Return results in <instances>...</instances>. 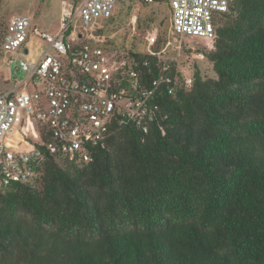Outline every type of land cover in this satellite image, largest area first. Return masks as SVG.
<instances>
[{
    "label": "trees",
    "instance_id": "trees-1",
    "mask_svg": "<svg viewBox=\"0 0 264 264\" xmlns=\"http://www.w3.org/2000/svg\"><path fill=\"white\" fill-rule=\"evenodd\" d=\"M127 1L97 33L127 50L135 94L151 92L148 130L112 120L92 160L46 153L31 180L0 188V264H264V0L215 17L194 49L214 74L195 67L190 85L162 57L165 33L145 50L109 34Z\"/></svg>",
    "mask_w": 264,
    "mask_h": 264
},
{
    "label": "built area",
    "instance_id": "built-area-1",
    "mask_svg": "<svg viewBox=\"0 0 264 264\" xmlns=\"http://www.w3.org/2000/svg\"><path fill=\"white\" fill-rule=\"evenodd\" d=\"M117 1L82 0L78 5L64 0L60 31L55 35L33 28L28 15L11 18L2 45L4 61L15 68L8 78L11 85L0 91V188L31 180L46 153H60L76 161L92 160V149L106 138L112 120L131 119L148 130L153 119L147 99L151 92L135 94L141 83L129 65L127 50L104 45L103 36L97 33L116 14ZM232 1L168 0L173 34L213 38L215 17L228 11ZM31 33L47 43L35 62L26 57ZM148 40L153 43L155 36ZM169 68V63L161 67L154 86L164 79L170 81L165 74ZM184 76L190 85L191 76ZM18 117L22 124L26 120L36 122L40 141L13 129ZM44 135L47 141L42 140ZM9 139L20 143L11 147Z\"/></svg>",
    "mask_w": 264,
    "mask_h": 264
},
{
    "label": "rangeland",
    "instance_id": "rangeland-1",
    "mask_svg": "<svg viewBox=\"0 0 264 264\" xmlns=\"http://www.w3.org/2000/svg\"><path fill=\"white\" fill-rule=\"evenodd\" d=\"M64 0H0V21H10L14 15L24 14L31 18V26L36 27L42 32L55 35L60 31L62 3ZM75 1V0H66ZM79 5V4H78ZM77 5V6H78ZM119 5V4H118ZM125 10L129 11L118 22V25H112L110 35H115L114 39L121 44H133L137 49L145 50V39L154 33H165L170 41L167 44L163 57L175 58L179 67L186 75H191L195 67H199L205 75H213L211 63L207 58L197 53L194 49L208 46L207 39L187 36L176 37L172 32L171 8L168 2H153L143 4L134 0L126 2ZM137 16V20L134 18ZM115 26V27H114ZM136 35V39H133ZM29 53L27 59L32 62L37 61L44 53L47 47L46 41L41 37L30 34L27 40ZM187 48L192 49L187 51ZM4 53L0 50V91L11 85L7 74L8 65L4 61ZM12 69L14 64L10 65ZM29 89H33L30 85ZM13 129L19 131L22 136L30 138L33 141H40V135L36 122L26 120L22 124V118L18 117ZM14 147L16 142L8 143Z\"/></svg>",
    "mask_w": 264,
    "mask_h": 264
},
{
    "label": "crops",
    "instance_id": "crops-1",
    "mask_svg": "<svg viewBox=\"0 0 264 264\" xmlns=\"http://www.w3.org/2000/svg\"><path fill=\"white\" fill-rule=\"evenodd\" d=\"M11 72H12V69L8 66V68H7V74H8V76L11 74ZM12 143H14V142H16V144L14 145V147L15 146H18L19 145V143H20V141L18 140V139H9ZM9 141V142H10Z\"/></svg>",
    "mask_w": 264,
    "mask_h": 264
}]
</instances>
